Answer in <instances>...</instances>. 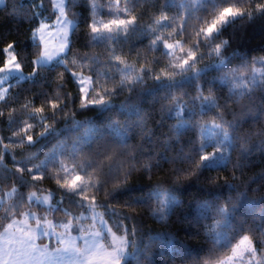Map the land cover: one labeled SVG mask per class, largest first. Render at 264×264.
<instances>
[{
	"label": "snow or ice",
	"instance_id": "6c2138e0",
	"mask_svg": "<svg viewBox=\"0 0 264 264\" xmlns=\"http://www.w3.org/2000/svg\"><path fill=\"white\" fill-rule=\"evenodd\" d=\"M50 2L53 9H59L56 17L57 33L62 42L57 48L49 49L45 42V30L49 25L40 22V26L32 32L36 58L31 62L32 71L27 76L23 73V57L16 50V41L0 47V109L18 103V94H12L13 84L10 80L33 81L40 74L41 68L53 60L57 65L63 66L57 88L61 89L65 77L70 76L78 89L79 103L69 93L51 97L45 94L43 103L31 107V111H28L29 104L32 103L29 101L20 109L12 108L7 113L11 135H0V165L6 157H11L18 166L14 170L4 167L0 176L7 180L8 175H11L16 184L23 186L28 183L23 178L27 173L32 177L33 187L37 181L54 178L59 197L57 190H48L46 195H38L44 191L39 188L26 195L17 187L0 194V220L10 221L3 232H0V237L6 238L0 243V264H38L49 245L41 248L35 244L37 232L48 237L50 243L54 240L59 245L48 255L55 254L61 260L66 255V264H127L129 258L134 264H152L154 247L164 252L169 248L175 251L179 241L171 234L166 237L160 234L138 236L135 227L129 230L124 223L132 217L122 215V210L118 211L108 201L114 200L117 193L126 189L128 178L137 165H140V171L150 172L153 168L161 167L162 162L170 163L174 166L173 172L184 174L187 179L199 175L204 169L226 167L231 159V151L237 146L241 156H246L251 150L248 141L253 135L261 137L259 147L264 148V131L238 135L244 117L254 111L258 116L259 112L264 111V57L253 58V65L260 64V68L253 66L249 69L246 58H242L240 66L230 68L233 54L226 55L230 41L220 39L223 28L237 19L247 17L251 21L264 16V0H162L159 9L161 15L155 20V24L161 29L171 28V31L161 35H157L155 28L141 25L139 15H129L142 0H104V3L91 0L93 12L97 8H106L105 15L111 17L96 19L93 16L87 25L90 42L103 41L109 46L111 55L99 63L87 54L74 53L72 58L67 55L60 58V54L71 52L69 35L70 30L75 31L77 20L71 11V0L67 6L64 0H59V3L57 0ZM4 3L5 0H0V4ZM31 6L39 8L43 4L29 0L22 18H33L34 13L32 16L28 15ZM170 7L176 8L175 15L165 14ZM181 9L184 10V15H180ZM70 15L73 16L72 19L67 18ZM17 16L18 10L14 7L9 18ZM177 18L180 21L178 27ZM189 28L192 29L191 43L185 48ZM138 32L146 39L153 37L145 45L146 51L155 50L168 61L159 70L154 67L160 59L157 56L151 61L145 58V63L138 70L133 65L125 64L122 59L123 44L129 36ZM175 36H180L181 39L170 42ZM117 51L121 55H116ZM139 55L138 52L137 56ZM205 57L207 62L202 63ZM77 64L80 71L75 70ZM210 71L217 75L207 81L202 80ZM145 77L163 89L164 99L171 101L161 105L162 118L157 126H163L165 119L176 120L175 124L168 126L170 134H165L161 141L165 146L164 152L153 151V137L156 133L154 129L147 128L149 113L139 103H132L130 100L119 106L113 103L124 89L131 96L136 86L144 83ZM109 83H112V87L107 86ZM205 83L209 85L208 95L204 94ZM5 84L8 87H4ZM186 84L194 85L195 95L183 91ZM219 85L227 87L222 96L218 93ZM178 90L179 95L176 94ZM258 91L259 96L256 95ZM245 97L248 103L241 104L240 101ZM257 102L260 104L258 109L251 106ZM69 103L74 108L71 112H66L65 107ZM229 104H238L239 113L229 108ZM89 109H95L101 114L117 109V115L126 114V118L121 121L107 117L100 124L87 119L76 120L78 111ZM18 113L27 119H18ZM209 113L212 114L210 124L201 119ZM227 114H231L233 119H225ZM4 115L0 111V118ZM49 119L51 123L47 122ZM60 119L65 121V131L77 135L59 139L45 154V159L30 168L24 165V161L35 159L37 153H30L21 160H16L12 147H34L41 140L46 141V147L49 137L60 136V131L55 127ZM29 120L34 123H29ZM37 127L42 128V131L36 132ZM80 129H84L82 134ZM184 129L199 130L201 135L185 142L180 139ZM136 135L140 136V143H129ZM177 143L180 145L179 151L173 156L165 155L170 146ZM185 147L187 151L184 150ZM209 148L212 150L208 151ZM145 159L147 162L142 163ZM177 164L186 167H176ZM235 167L239 168L241 165L237 164ZM109 183L113 184L112 190L105 192V199L101 202L97 196ZM178 183L179 180H176L170 187L159 183L149 185L147 191H142V195L125 201L123 209L147 204L152 208V215L156 219L166 221L182 203L176 195L180 191L175 186ZM230 187L235 188V185ZM246 195V191H238L235 197L229 195L222 202H217L219 197L196 202V210L199 212L197 222L200 219L212 221L211 224L203 225L204 235L211 242L205 264H264V209L258 214L259 219H254L247 228L244 221L236 219L239 206ZM5 197L10 202L6 203ZM65 201L68 206H65ZM24 203L45 205L49 213L60 212L61 219L58 221L53 216L49 220L30 210L21 212ZM100 207L105 209L104 213L96 211ZM74 208L82 210L79 215L73 211ZM109 213L122 216L120 222L109 224L104 219ZM20 216L34 219L35 227L25 225L16 218ZM89 218L95 231L83 227V221ZM14 228L15 231H11ZM56 228L63 231L57 233ZM119 232L123 234L117 235ZM77 240H82L83 244L78 246ZM106 240L107 243L103 242Z\"/></svg>",
	"mask_w": 264,
	"mask_h": 264
},
{
	"label": "trees",
	"instance_id": "16d2710c",
	"mask_svg": "<svg viewBox=\"0 0 264 264\" xmlns=\"http://www.w3.org/2000/svg\"><path fill=\"white\" fill-rule=\"evenodd\" d=\"M100 3H104V0H99ZM223 2V0H221ZM36 4H43L42 7L31 6L28 12L29 16L35 15L33 18L24 17L25 8L29 6V0H5L4 4H0V47L11 41H16V50L23 57V72L25 76L32 71L33 64L31 63L35 58V50L33 44L35 41L32 39L33 30L40 24L42 20L51 21L56 15L55 9L52 8L50 0H35ZM69 0H66V6ZM162 0H142V2L135 7L129 15H139V21L141 25L150 26L157 30V35L166 34L171 31V28H159L155 24V20L160 18L161 12L159 11ZM73 7L71 8L74 14L77 24L75 31L70 33V45L71 52H66L69 58H72L73 54L84 55L87 54L93 57L98 63L106 60L111 53L109 52L108 45H105L103 41L90 42L89 29L87 25L91 22L93 16L96 19H109L111 17L105 15L106 8H97L95 12L92 10L91 0H71ZM18 10L17 18H9L13 8ZM52 13H55L52 15ZM167 15H175L176 8H168ZM180 15H184V10L181 9ZM51 16V18H49ZM71 19L73 16H69ZM191 23V21H190ZM180 24L179 18L176 20V26ZM192 29H188L189 35L185 38L184 46L186 48L191 43ZM153 37L149 36L147 39L137 34L128 37V40L123 44V56L125 64L133 65L135 69H139L142 64L145 63V58L151 61L154 56L160 57L159 61L154 67L159 70L168 61L160 56V53L153 51H146L145 45ZM174 39H181L180 36L173 37ZM221 40L227 39L230 41L229 47L226 50V55L233 54V58L229 67H238L242 63V58H246L248 61V67L251 69L253 66L260 68V64L253 65V58L264 57V16H258L251 21L245 17L243 20L237 19L234 23H231L223 28ZM219 42V41H218ZM140 53L137 56V53ZM121 55L120 51L115 53ZM2 56V53H0ZM203 62H207L205 57ZM123 67V65H121ZM52 69V70H50ZM63 70L62 65H57L56 62H52L41 68L40 74L37 75L33 81H19L10 80L13 84L12 94H18V103L10 104L6 108L0 109L4 112L3 118H0V135L10 136L11 130L8 126L7 113L12 109H20L24 104L32 101L29 104L28 111H31V107L40 106L45 100V94L48 97L53 95H59L60 93H69L76 97V103H79L78 89L72 82L70 76H66L64 79L63 87L57 88L60 83L59 73ZM80 71L79 64L75 69ZM87 73V71H85ZM246 75L248 73H245ZM217 75L215 72H208L202 80L207 81L213 76ZM118 79V78H117ZM112 87V83L107 85ZM208 84L205 83V95H208ZM223 89V91H220ZM177 91V95H179ZM183 91H187L189 95H195V87L192 84H186ZM227 91V87L223 85L218 86V93L222 96ZM260 95L259 91L256 93ZM63 99V97H61ZM126 100H130L132 103H139L140 107L147 113L149 117L147 120V128L154 129L156 135L153 137L155 142L154 152H164L165 146L161 143L165 134L169 133V125L175 124L176 120L165 119L164 125L158 127L157 124L162 118L160 111L162 104L170 103V100L164 99V90L153 83V81L145 77L144 83L136 86V90L129 96L128 90L124 89L117 98L113 100V103L117 106L122 105ZM241 104H247V98H243L240 101ZM252 107L258 109L260 107L259 102ZM229 108L235 109L237 114L239 113L238 104H229ZM74 105L69 103L65 107L66 112H71ZM62 115V114H61ZM107 117L112 119H118L123 121L126 118V114L117 115V109H113L111 112L99 113L95 109L80 110L76 114V120L84 121L85 119L91 120L96 124L105 122ZM18 119H27L26 116L18 113ZM227 120H232L233 116L227 114L224 117ZM203 121L212 122V114L209 113L201 118ZM29 123L34 121L29 120ZM51 123V119L47 121ZM70 122V121H69ZM55 127L60 131L61 135L55 138L49 137L47 146L44 147L46 141L41 140L34 147H21L16 145L11 148L16 160H21L23 157L30 153H37L36 158L31 161H24L26 167H32L45 159V154L57 144L59 139H63L65 136H75L77 133H70L65 131V121L60 119ZM36 132L42 131V128L37 127ZM84 129H80L82 134ZM264 131V111L259 112L257 116L254 111L252 114L243 118L242 123L238 129V135L245 133H259ZM199 130L192 131L188 129L182 130L180 139L185 142L200 137ZM261 137L253 135L248 141L251 150L246 156H241L239 146L231 151V159L227 162L226 167H216L213 169H204L199 175L191 176L185 179L184 174H177L172 171L173 165L170 163H163L159 168H153L150 172L140 171V165L136 166L131 176L128 178V182L125 190H121L117 193L114 200L108 201L114 205L118 211L122 210V215H129L132 219L124 221L127 224L129 230L136 228L137 235H155L160 234L167 236L171 234L176 237L179 243L176 245V250L173 251L169 248L166 252L161 251L158 247H154V255L152 256V264H205L208 260V251L211 247L209 238L204 235V224H211V220H202L199 218V212L196 210V202L199 200H213L219 197L217 202H222L229 195L235 197L237 192H245L246 198L242 200L236 219L245 222V228L253 223L254 219H259L258 214L264 209V148L259 147V140ZM7 142V141H6ZM131 144H139L140 136L136 135L129 141ZM147 148V144H145ZM42 149V150H41ZM180 149V145L172 144L170 150L165 152V155L173 156ZM187 151V147L184 149ZM212 149L209 148L208 151ZM147 160H143L142 163H146ZM241 165L236 168L235 165ZM18 165L13 162L11 157H6L3 164L0 165V172L3 168L14 170ZM176 167H186V165L177 164ZM55 171V169H51ZM24 180L28 183L23 186L16 184L15 178L8 175L7 180H3L0 176V193H4L6 190L13 187L19 188V191L25 195L31 191H35L37 188L47 192L48 190H57L54 178H45L42 181H37L33 187L31 181L32 177L27 173L23 176ZM95 179V177H93ZM179 180L176 187L180 188V191L176 193L179 200L182 201L178 207L173 210V213L166 221H159L152 215V208L147 204L133 205L132 209H123L125 201L130 200L132 197L142 195V191H147L149 185L162 184L165 186H173L174 182ZM231 185H235V188H231ZM113 187L112 183L106 184L104 189L100 191L97 199L101 202L105 199V192L111 191ZM57 197H59V191L57 190ZM5 202H10L8 197H5ZM52 203H55L53 201ZM65 206H68L65 201ZM27 209H37L40 214L49 216H55L57 219H61L62 214L60 212L49 213L46 211L45 205L24 203L20 209L21 212ZM103 213L105 209L99 208ZM73 211L78 214L81 209L74 208ZM2 214V210H0ZM105 217L110 224L120 222L122 216H114L107 214ZM115 230V229H114ZM199 230V231H198ZM122 233V232H119ZM258 235V233H257ZM235 243V241H233ZM127 264H134V261L130 258Z\"/></svg>",
	"mask_w": 264,
	"mask_h": 264
},
{
	"label": "rangeland",
	"instance_id": "374dc122",
	"mask_svg": "<svg viewBox=\"0 0 264 264\" xmlns=\"http://www.w3.org/2000/svg\"><path fill=\"white\" fill-rule=\"evenodd\" d=\"M57 3H59V0H57ZM64 3L66 5V0H64ZM55 11H56V15H55L53 20H51V21L42 20L41 21L42 23L49 25V27L45 30V42H46V45H47V47L49 49L57 48L59 46V44L62 42L61 39L58 36V33H57L58 25H57L56 17L59 15V9L57 8V9H55ZM67 18L71 19L69 16ZM53 25H57V26L53 27ZM39 26H40V24L36 28H38ZM70 33H71V30H70ZM69 37H70V35H69ZM174 40L175 39L172 38L170 40V42H173ZM184 47L186 48V46H184ZM35 58H34V60H35ZM60 58H63V54H60ZM52 62H55V60H53ZM52 62H50V63H52ZM87 74L88 73L85 72V75H87ZM24 75H25V73H24ZM4 87H8V84H5ZM11 190H12V188L6 190L5 192H10ZM0 194H2V193H0ZM46 194H47V192L38 193V195H46ZM28 210L32 211L33 213H36L39 216H46L47 219H49V220L53 219V216H49V215H45V214L41 215L40 212L37 209H27L25 211H28ZM25 211H23V212H25ZM96 211L100 212V213H103L99 208H97ZM79 214H80V212L77 215H79ZM16 218L21 220L25 225H31L33 228L35 227V220L34 219L28 218L26 216H20V217H16ZM104 219L108 221V219L105 216H104ZM57 220L59 221L60 219H57ZM9 222L10 221H7V220H0V232H3L4 227H6ZM17 227H19V225H17ZM83 227L85 229L90 230V231H95V227L93 226L92 221H91L90 218L89 219H85L83 221ZM11 231H15V228L12 229ZM55 231L57 233H59V232L63 231V229L56 228ZM121 234H123V233H117V235H121ZM72 235L75 236L76 233H72ZM36 237L37 238L35 240V244L38 247L43 248L45 245H49L44 257H42L38 261V264H66V261L68 259V257L66 255H65L63 260H61L60 257L56 256L55 254H52L51 256L48 255V253L52 252V249H54L56 247H59V245L54 240L50 243L49 238L45 237V236H42L39 232L36 233ZM5 239H6L5 237H0V243H3V241ZM110 239L111 238L109 237L108 240H110ZM103 242L107 243L108 241L106 240V241H103ZM76 243L79 246V245L83 244V241L82 240H77Z\"/></svg>",
	"mask_w": 264,
	"mask_h": 264
}]
</instances>
